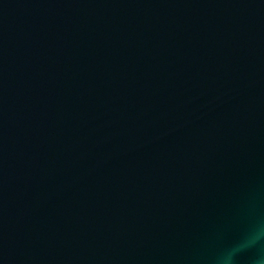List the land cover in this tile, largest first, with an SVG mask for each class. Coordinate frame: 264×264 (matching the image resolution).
Segmentation results:
<instances>
[{
	"label": "water",
	"instance_id": "water-1",
	"mask_svg": "<svg viewBox=\"0 0 264 264\" xmlns=\"http://www.w3.org/2000/svg\"><path fill=\"white\" fill-rule=\"evenodd\" d=\"M262 224L264 0H0V264H216Z\"/></svg>",
	"mask_w": 264,
	"mask_h": 264
},
{
	"label": "clouds",
	"instance_id": "clouds-1",
	"mask_svg": "<svg viewBox=\"0 0 264 264\" xmlns=\"http://www.w3.org/2000/svg\"><path fill=\"white\" fill-rule=\"evenodd\" d=\"M253 250L251 264H264V224L251 231L244 239L224 251L216 264H236V257L244 251Z\"/></svg>",
	"mask_w": 264,
	"mask_h": 264
}]
</instances>
